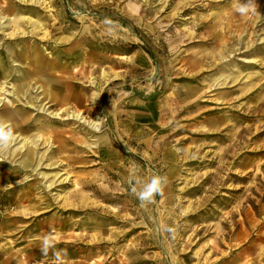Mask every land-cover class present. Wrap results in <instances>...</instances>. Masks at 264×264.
Instances as JSON below:
<instances>
[{
    "label": "rangeland",
    "instance_id": "obj_1",
    "mask_svg": "<svg viewBox=\"0 0 264 264\" xmlns=\"http://www.w3.org/2000/svg\"><path fill=\"white\" fill-rule=\"evenodd\" d=\"M244 2L0 0V264H264V0ZM133 169L167 178L154 203Z\"/></svg>",
    "mask_w": 264,
    "mask_h": 264
},
{
    "label": "clouds",
    "instance_id": "obj_2",
    "mask_svg": "<svg viewBox=\"0 0 264 264\" xmlns=\"http://www.w3.org/2000/svg\"><path fill=\"white\" fill-rule=\"evenodd\" d=\"M254 5V0H245L244 3L240 4L237 11L241 15H246ZM14 139L12 129L0 123V150L6 148ZM129 183L132 184L131 192L140 201V206L145 207L148 204L155 202V197L157 195L163 194L164 187L167 185V178L159 174H155L147 182L142 181L136 174V170L133 169L130 175ZM139 186V187H138ZM167 231L172 232V229H167ZM55 248L54 237L49 234L46 235L41 243V251L47 254L50 249ZM66 255V253H65ZM57 259H60V253H56Z\"/></svg>",
    "mask_w": 264,
    "mask_h": 264
},
{
    "label": "bare ground",
    "instance_id": "obj_3",
    "mask_svg": "<svg viewBox=\"0 0 264 264\" xmlns=\"http://www.w3.org/2000/svg\"><path fill=\"white\" fill-rule=\"evenodd\" d=\"M12 6L14 7V3H11L8 8H12ZM3 11H4V9H3ZM14 21H16V22H12L13 28H18L17 24L20 23V21L19 20H14ZM0 24H2L1 21H0ZM21 33L23 35H25V32L24 31H22ZM16 34H17L16 31H12L8 35L9 36H15ZM26 55H27V58L26 59L30 60V62H33L34 63L33 65L36 64V66L37 65H45V66L49 65L50 66L53 63V61H51V58L50 57H48V56L47 57H40V56H38L39 54L36 53V52L26 53L25 56ZM41 61H44L45 64L42 63ZM1 66H3V64L0 63V68H1Z\"/></svg>",
    "mask_w": 264,
    "mask_h": 264
}]
</instances>
